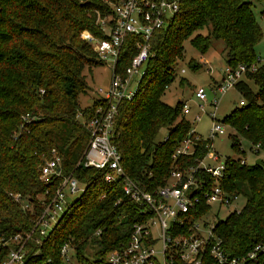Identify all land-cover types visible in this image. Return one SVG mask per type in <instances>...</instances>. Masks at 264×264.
<instances>
[{"label": "trees", "instance_id": "trees-1", "mask_svg": "<svg viewBox=\"0 0 264 264\" xmlns=\"http://www.w3.org/2000/svg\"><path fill=\"white\" fill-rule=\"evenodd\" d=\"M262 1L179 0L167 26L150 34V55L132 97L117 105L111 138L123 173L147 191L164 184L172 149L189 128L188 121L179 117L181 101L170 106L160 100L173 79L182 43L187 40L202 55L213 40L220 41L224 67L253 65L254 47L262 34L251 7ZM96 12L106 15L109 7L102 0H0V238L28 231L41 208L38 198L51 196L57 187V178L46 184L38 179V167L50 158L51 149L59 157L62 173H71L84 186L38 246L26 243L23 264H63L59 250L63 244L78 264L99 263L128 238L137 219V207L123 197L119 182L104 184L103 170L80 164L89 138L85 123L95 107L92 100L82 109L77 103L89 89L83 69L90 73L102 63L79 35L87 31L95 39L104 37L94 23ZM125 38L114 65L118 72L127 66L137 39ZM187 67L193 71L195 64ZM244 80L234 85L243 105H234L220 119L232 132L230 148L240 154L224 158L220 185L243 198L242 206L217 219L212 229L228 257L264 244V160L240 164L238 146L242 139L255 154L264 151V65L246 73ZM164 129L166 135L157 140L158 131ZM203 144L198 143L192 157L179 158L175 164L193 163L204 154ZM8 194L26 200L29 210ZM95 231L99 235L92 237ZM90 239L96 251L86 259L83 251ZM6 254L0 249V263Z\"/></svg>", "mask_w": 264, "mask_h": 264}, {"label": "built area", "instance_id": "built-area-1", "mask_svg": "<svg viewBox=\"0 0 264 264\" xmlns=\"http://www.w3.org/2000/svg\"><path fill=\"white\" fill-rule=\"evenodd\" d=\"M109 13L96 12L94 23L100 28L103 38H93L87 31L79 35L91 48L96 58L107 67L109 75L103 86L94 89L95 107L92 116L85 123L88 140L80 157L82 167L103 170L102 181L109 186L119 182L124 198L136 205L137 219L131 224L128 238L117 247L109 250L96 264H260L264 263V244L253 245L248 252L228 257L213 233L217 212L227 208L237 199L228 194L220 185L224 172V159H219L211 149L213 138L225 134L229 126L214 116L217 100L236 82L243 80L248 72H254L264 65V45L255 55L253 65L237 64L234 68L223 67L218 82L209 89L210 98L198 87L193 91L198 111L192 120L184 116L189 107L182 102L179 117H184L189 128L186 136L176 144L170 154V168L164 184L150 189L132 181L120 167V155L111 144L112 128L117 105L128 101L137 88L142 74V66L149 57V36L171 21L179 8V0H102ZM135 35L134 52L127 66L121 72L115 71L117 52L125 37ZM210 108L205 113L204 107ZM238 106L243 102L238 101ZM200 115L209 117L207 137L194 132L193 124ZM164 141V140H162ZM204 142V154L193 159L189 165L175 164L177 159L192 157L198 143ZM50 158L38 167V179L46 184L57 178L56 188L49 197L45 194L38 198L40 211L28 231L0 238V249L7 252L0 264H23L28 251L26 243L38 246L53 228L71 200L81 194L84 186L71 175L59 169V157L51 149ZM80 160L74 165L76 167ZM240 164H244L242 159ZM76 195L73 199L69 198ZM14 203L23 210H29V203L16 194H8ZM117 202L114 204L116 205ZM203 209L205 211H203ZM237 210V209H233ZM95 236L99 231L93 232ZM68 246L60 247V256L65 260Z\"/></svg>", "mask_w": 264, "mask_h": 264}, {"label": "rangeland", "instance_id": "rangeland-1", "mask_svg": "<svg viewBox=\"0 0 264 264\" xmlns=\"http://www.w3.org/2000/svg\"><path fill=\"white\" fill-rule=\"evenodd\" d=\"M263 7L264 1L261 3H253L251 7V13L259 26L260 33L262 34L261 39L254 47V51L257 53L261 51L260 49L264 45V15H261ZM221 49L222 43L220 41L213 40L210 43L209 48L206 50V53L200 55L193 51L187 40L184 41L182 43V54L172 68L173 79L165 88L163 95L160 98L161 102L170 106H173L178 101L186 103L189 107V113L184 117L187 120H192L193 115H195L198 111L195 105L197 101L193 98V91L195 88L200 87L205 91L206 98L209 99V89L213 83L218 82L221 76V71L224 69V59ZM194 64L195 69L193 71L188 69L187 65ZM90 71L91 72L89 73L83 69L85 82L89 89L78 97L77 103L81 109L82 107L89 105L90 101L94 97V89L98 86H103L109 75V71L104 64L91 68ZM244 82L250 87V89L254 90V86L250 81L244 80ZM215 98L217 100V105L214 111V116L217 120L224 118L230 109H232L234 105H237V102L241 100L238 91L236 92V88H229L222 95H217ZM204 111L207 114L211 110L205 105ZM210 122L211 121L207 115H200L199 120L193 124L194 132L198 133L203 138H206ZM165 132V129L158 131L156 139L161 140L166 135ZM231 134L232 132L230 129L225 130V134L213 138L210 143L212 151L218 154L219 159L229 157L237 158L240 156V154H237L232 150V148H230V138H228V136H231ZM238 146L241 148L240 159L244 161V164H254L264 160V151L255 154V148L252 147L246 140L244 141L242 139H238ZM75 196L76 195L71 196L69 200L73 199ZM242 204L243 198L237 196V199L232 202L230 206L227 208H221L217 212V218L223 219L233 209L240 208ZM92 237L96 236L93 234ZM66 250L67 254L63 264H78L74 259L72 250ZM95 251L96 246L92 242V239H90L83 251V256L86 259H92Z\"/></svg>", "mask_w": 264, "mask_h": 264}, {"label": "crops", "instance_id": "crops-1", "mask_svg": "<svg viewBox=\"0 0 264 264\" xmlns=\"http://www.w3.org/2000/svg\"><path fill=\"white\" fill-rule=\"evenodd\" d=\"M261 13H262L261 15L263 16V15H264V7H263V9L261 10ZM220 77H221V76H220ZM219 79H220V78H219ZM243 80H244V79H243ZM243 80H242V81H243Z\"/></svg>", "mask_w": 264, "mask_h": 264}]
</instances>
